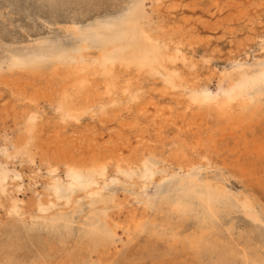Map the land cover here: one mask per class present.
I'll return each mask as SVG.
<instances>
[{
    "label": "bare ground",
    "instance_id": "obj_1",
    "mask_svg": "<svg viewBox=\"0 0 264 264\" xmlns=\"http://www.w3.org/2000/svg\"><path fill=\"white\" fill-rule=\"evenodd\" d=\"M184 1L125 0L120 14L104 27L103 43L92 62L89 63L86 57L71 64L51 59L48 64L23 65L18 67L16 73L12 71L7 77L0 76V99L1 95L7 93L3 103L0 102L3 106L0 117L5 119L11 116L16 134L15 141H12L13 148L31 160L38 156L46 164L57 166L64 163L74 173L94 176L105 177L112 171L120 170L148 171L159 164L169 163L186 168L191 163L190 159L194 157L197 160L195 156H198L200 149L197 150V146L203 141L197 138L194 146L189 145L190 139L185 138L187 143L181 135L201 128V123L211 117L222 135L234 136L239 133L246 150L244 153L252 152L264 159V88L257 87L251 94L241 79L226 74L216 75L215 92L207 90L209 79L214 75L211 69L214 57L220 59V56H226L233 63L238 53L237 56H240L241 51L254 45L248 44V37L253 43L264 36V5L261 0H211L215 13L221 15L223 12L222 15H225L221 20L214 19L213 24L217 22L223 35L231 38L227 40L228 44L226 42L229 46L227 53L222 56L217 46H210L208 41L212 36L207 35L208 38L204 39L205 34L202 36L198 32L203 25L201 19L185 14L189 9L187 7L188 11H185ZM68 27L65 30L71 31L72 28ZM238 32L245 33L247 37L236 41L235 35L239 34L240 37ZM199 49L201 55L196 60L195 54ZM170 126L174 127L172 132L175 133L166 137L168 133L164 132L163 135V131L170 134V130H167ZM258 126L262 135L248 140L245 132ZM47 128H51V144L56 143L53 149L47 147L49 151L45 147L46 138H50L45 137L49 130ZM103 134L107 138L98 143L97 137L101 139ZM117 137L122 138L123 142L120 139L121 144L117 142L112 145L115 142L111 144V140L116 141ZM83 139L91 144V151L81 160L73 157L67 161L71 153L68 151L66 156L65 145L82 142ZM205 139L200 146L206 148L209 142ZM155 144L160 147L157 151ZM77 157L80 158V155ZM222 161L221 165L224 164ZM191 164L195 165V162ZM224 166L231 178H236L248 189L250 200L246 201V205L252 209L258 202L253 187H260L264 191L263 175L260 173L262 176L257 177L258 173L255 175L245 164ZM211 182L202 184L204 186L195 195L187 201L181 200L169 212H154L149 216L144 208L142 212L138 210V215L133 213V209V212L128 210L130 217L127 215L129 218L127 222L123 221L125 224L114 219L115 211H122L125 202L117 203L113 197L101 200L97 210L90 212L92 214L85 227L78 234H73L68 221L63 224L64 236H59L56 249L51 248V244L46 246L40 239L26 238L16 229L4 232L0 238V264H52V261H57V264H136V259L126 252H118L130 243L129 236L135 238L140 235H145V239L138 252L139 261L169 256L166 264H264V245L260 233L251 228L238 229L234 220H223L219 204L223 189ZM7 193L4 182L0 180V200ZM122 198H125L124 195ZM190 200H195V204ZM259 208L264 212L261 206ZM120 232H123L121 236ZM158 243L165 247L163 252L156 248ZM32 244L34 249L30 250ZM24 250L31 255L20 254Z\"/></svg>",
    "mask_w": 264,
    "mask_h": 264
},
{
    "label": "rangeland",
    "instance_id": "obj_2",
    "mask_svg": "<svg viewBox=\"0 0 264 264\" xmlns=\"http://www.w3.org/2000/svg\"><path fill=\"white\" fill-rule=\"evenodd\" d=\"M124 1L125 0H0V76L7 77L12 71L16 73L19 71L18 67L23 65H32L36 63L48 64L51 62V59H53L52 61L61 60L62 63L71 64L74 61H80L86 57L88 58L87 61H89V63L92 62L94 60L93 58H95L96 56V53L99 51L101 44L103 43V39L105 37L104 27L108 22L112 21L120 14L123 8ZM263 1L264 0H261L262 6L264 5ZM182 4L183 7H185V11H188L189 9L188 13L190 14H188L187 12L185 13L183 9V12L185 14L194 19L200 18L203 22L202 27L198 28V32L202 36L205 34L204 39L208 38H206L207 35H210L209 37L212 36L211 38H209V41L207 40L209 44L211 43L210 46H217V50L221 52V55H225L227 53V49L229 48V46H227V40L231 38L229 36L226 37L223 35L222 31L218 29L217 22L214 23L215 25L213 24L215 20H221V17L222 19L225 17V15H222L223 12L220 13L221 15H217L214 9H212L213 7L211 5V0H185ZM192 11L194 12L192 13ZM211 16L213 18H211ZM67 27L72 28V32L70 30H65ZM214 27H216L217 29ZM73 28H76V30ZM215 29L217 31L219 30L218 33L215 32ZM243 37L245 38L247 36L242 32L240 33V37L239 34L235 35V40L239 41ZM261 37L256 39L253 43H250L251 41L248 37V44L256 45H251V49H249L248 46L247 48L249 50L247 51L246 48V52L244 50L241 51V57L237 56L239 54L238 53L236 55L237 57H234L236 59L233 63L231 62L230 58V61L227 60L228 58L226 56H220V59L217 58L218 60L214 57V60L211 62V69L213 68L212 70L214 75L213 77H211V80L209 79L207 87V90L209 92L216 91L215 85H217V76L226 74L241 79L244 86L249 90V93L251 94L257 87L264 88V36ZM82 45L84 48L82 47ZM259 45L261 46L259 47ZM55 48L57 52L59 51V53L56 52ZM66 49L67 51H65ZM81 51L83 54L81 53ZM53 52L56 54H54ZM198 52V55L195 54L196 60L197 58H199L197 56L201 55V49H199ZM77 53L79 54L77 55ZM60 54L63 56H61ZM54 55H56L57 57H55ZM39 58L40 60H38ZM225 59L227 62L225 61ZM13 60L16 61V63ZM219 70H221L222 72ZM6 96L7 93L1 95L0 102L3 103V100H5ZM2 107V104H0V108ZM1 113L2 112H0V114ZM0 118V180L4 182V187L8 192L5 196H2L0 200V238L4 232L16 229L24 237L31 240L40 239L46 246L49 247L51 244V248L56 249L58 246L57 241L59 236H64L63 224L68 221L72 227L73 234H78V232L85 227L89 216L92 214H90V212H94L95 210H97L101 200L113 197L114 199H116L117 203L119 202L123 204L125 202L123 204L124 207L122 211L116 210V215L117 213L118 215L114 216L115 221L125 224L123 221L127 222L126 219L130 217L129 211H134L133 213L135 215H138V210L142 212L144 208L145 212L149 216L154 212H169L173 209V207H175V205H177L179 202H182L183 199H186L187 201L193 195H195L204 186L202 184L207 181H212L211 183L219 185L223 189L221 191V196H223V198L219 200V204L222 207L221 215L223 220H234V222L236 223L235 226L238 229L251 228L257 230L261 235L262 244L264 245V212H262L259 208L261 206L264 209V191L260 187H253L252 191L258 202L257 204L253 205L252 209H250L249 206L246 205V201L250 200V193L248 189L244 184L238 183L236 178H231L228 170L224 166L237 163L245 164V166H249L248 168L254 171L255 175L258 173V175H256L257 177L263 175L264 178V159L252 154V152H250L251 154H249V152L244 153L246 152V150L244 149V145L242 144L243 140H240L239 138V133L238 135L236 134L234 136H229L228 134L222 135L218 126L215 124L214 120L211 117L201 123L202 125H200V127L203 129L199 128L200 131L199 129H197L198 131L194 130L187 131L185 133L183 132L186 137L184 135H181V137L184 138L185 142H187V138L190 139L188 141H190L191 143L187 142L189 145L192 144L194 146L195 144H193V142L197 141L195 140L197 138H200L203 142L204 139L207 138L208 140L205 139V141L209 142L205 148V146H200L203 145V142L199 141L200 143L202 142L197 146V150L200 147V149L198 150L200 152H198L199 157L195 156V159L197 158V160H194V157L190 159L191 163L195 162V165L189 162L188 166H186V171V168L182 165L169 163L165 165L159 164V167L155 166L148 171H144L143 169L139 170L138 172L132 170H120L118 172L112 171L105 177L97 174L94 176L88 173L77 174L72 172L67 167V164L61 163L57 166L46 164L43 161H40L38 156H34L31 160L28 156L13 148L12 144L14 142L12 141H15L14 138L16 137V134L13 129L14 125H12L13 123L11 120V116L5 119H3L2 116ZM169 128H167V130H170L172 134H169L168 131L164 130L163 135L164 132L168 133L167 136L165 134L166 137H171V135L175 133L172 132L174 131V127L170 126ZM47 129H49L47 130L49 135L47 134L45 135V137L51 138V128ZM210 130L216 132L213 133V131ZM195 131H197V133ZM205 131L211 136L207 135ZM105 135L106 134H103L101 139L100 137H97V142L99 143L102 140L105 141V138H107V136ZM205 135H207L208 137ZM260 135H262V132L259 126L253 130L245 132V136L248 137V140L250 138H257ZM120 137H117L119 141H113L115 140L113 139L110 143L112 144L113 142H115L112 144L115 145L120 142L119 144H121V141L123 142V140ZM50 138H46L47 140L45 139L47 142L49 140L48 143H45L44 141V143L46 144V146L44 144L46 149H48L47 147L53 149L54 145L56 146V143L51 144L52 138ZM213 138L215 140L214 143H212L214 141ZM84 139H87V137H84ZM84 139V142H75L77 145H75V143H67L68 145H65L66 156L69 152L71 153V155H73L71 156L69 154L70 158L67 156V161L73 159V157L81 160V158L83 159L88 155V151H91V144ZM70 144L72 147L70 146ZM80 144L84 145L80 146ZM85 144L88 145V150L87 148H85ZM93 145H95V143ZM77 146H79V149L77 148ZM156 147V151L159 150V145H157ZM68 148H70V150ZM202 148L203 150H201ZM207 148H211V150L208 151ZM83 149H86L87 152L86 150L83 151ZM221 150H223V152ZM210 152L213 154H211ZM153 153L154 152L149 153V155ZM207 153L211 156H207ZM232 153L234 154L233 156ZM77 154L80 155V158L77 157L79 156ZM252 155L254 156V160L253 158H251ZM76 159L74 160L77 163L80 162ZM222 159V162L224 163H222L223 165L220 164ZM193 170H195L196 172H194ZM260 173L262 175H260ZM153 176L154 178L156 176V178L154 179ZM146 183L148 184V186ZM123 195L125 198H122V200L121 197ZM120 199L123 202H121ZM126 200H128V203L126 202ZM259 201L260 204L258 205ZM190 202L195 204V200H190ZM163 203L164 205H162ZM170 204L171 206H169ZM139 205L142 206L140 207ZM135 207L138 208L135 209ZM148 208L150 209V211ZM132 209L133 211H131ZM224 210H226V212ZM58 216L60 219H58ZM122 234L123 232H120L119 236H121ZM47 237H49V239ZM144 237L145 235H140L135 238L129 236L128 239L130 243L120 248L118 254H120V252H126L128 256L136 259V264H166L169 261V256H162L161 258L159 257L153 260H138L140 259V255L138 254V252L141 250V246L145 239ZM158 247H161L162 249ZM51 248H48V250H50ZM156 248L160 252H163L165 250V247L163 246V244L161 245V243L156 244ZM32 249H34V244H32V248L30 250ZM21 253L22 255H31V253H29V251L27 250L21 251L20 254ZM57 263V261H52V264Z\"/></svg>",
    "mask_w": 264,
    "mask_h": 264
}]
</instances>
